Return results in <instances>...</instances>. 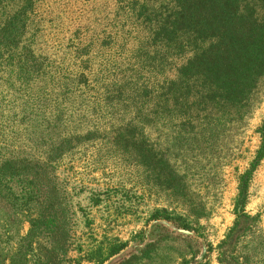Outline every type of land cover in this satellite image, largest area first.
I'll return each instance as SVG.
<instances>
[{
	"label": "rangeland",
	"instance_id": "1",
	"mask_svg": "<svg viewBox=\"0 0 264 264\" xmlns=\"http://www.w3.org/2000/svg\"><path fill=\"white\" fill-rule=\"evenodd\" d=\"M40 1L49 7L45 15L51 22H42L37 36L23 35L28 15H7L0 1V264H264V157L251 172L245 198L244 212L254 221L244 224L236 241L227 238L236 221L241 177L260 146L264 86L246 102L239 100L244 93L239 88L227 118L209 125L192 127L167 112L157 118L144 112L138 127L146 141L139 152L132 133L114 129L118 115L107 106L99 110L85 102L76 109L83 88L72 73L84 68L78 47L92 32L100 38L121 31L117 17L107 21L114 0ZM142 2L143 23L131 15L121 19L148 39L178 2ZM181 2L200 17L264 15V0ZM98 4L103 8L96 14H108L100 30L78 35L76 28L92 25L82 14ZM115 46L106 48L113 52ZM188 52L161 60L164 76L172 75L165 62L186 61L190 44ZM98 61L104 59L93 61L94 73ZM38 62L55 86L38 79ZM158 72L153 68L150 77L160 78ZM126 115L123 122L135 117ZM68 133L83 136L69 145ZM149 146L162 156L154 158Z\"/></svg>",
	"mask_w": 264,
	"mask_h": 264
},
{
	"label": "trees",
	"instance_id": "2",
	"mask_svg": "<svg viewBox=\"0 0 264 264\" xmlns=\"http://www.w3.org/2000/svg\"><path fill=\"white\" fill-rule=\"evenodd\" d=\"M116 1L114 0L113 8L109 9L111 19H107L108 14L104 11L102 14H96L97 10L103 8L100 4L97 8L92 7L82 14L83 20L91 22L92 25L89 27L86 25L83 29L76 28L78 35L80 31L83 36L88 35L91 31L89 28L93 27L95 32H98L102 18L112 23L117 17L115 24L121 25L119 26L121 31L113 35L103 31L106 34L100 38L99 34L92 32L85 43L80 42L78 50L81 51L80 58L84 68L72 73L71 79L78 80L80 87L83 88L78 94L77 103L80 106L76 109L81 111L80 108L85 102L93 104V107L99 110L107 106L110 114L118 115L116 117L118 123L114 129L123 127L132 133L131 142L137 143L139 152L146 141L142 127H138V124L143 123L144 112H151L152 118H157L156 115L160 112V114L167 112L192 127L209 125L224 119L225 115L227 118L229 102L239 88L244 92L239 100L244 99L246 102L261 85L264 86V15L257 16L252 13L225 15L215 12L200 17L186 10L181 0H177L176 11L168 14L147 39L144 33L138 34V30L134 31L133 27L125 28L126 19H121V16L131 15L133 22L143 23L146 15H142L141 8L144 10L147 8L142 0H120L121 3ZM17 3L16 8L11 11ZM41 3L40 0H4L2 10L9 11L7 15L10 16L20 13L28 15V19H24L26 29L24 28L23 35L30 31L31 36L34 34L37 36L42 31L41 23L43 22L45 26L46 22H51L45 15L50 12L49 7ZM204 4L202 1L199 14L202 13ZM235 19L240 20L242 24L229 25L228 20L233 22ZM35 42L40 41L37 39ZM153 43L159 44V47L153 46ZM110 44L116 45L113 52L106 48ZM189 44L191 56L180 64L174 61L165 62L169 64L168 69L172 75L164 76L161 60H168L172 54L189 53ZM96 48L102 51L101 54L90 55ZM98 56L104 59V62L98 61L97 71L94 73L92 63ZM45 59L43 56L40 61ZM38 63V79L50 77L51 73L45 71L44 62ZM153 68L158 76L159 69L162 71L160 78L150 77L149 73ZM99 72H104V76L99 77L97 75ZM48 80L52 83L51 87L56 85L53 78ZM203 83H209L210 86L203 87ZM86 96H94V99L89 100ZM177 103L181 110L176 107ZM217 111L221 113L217 114ZM130 113L136 118L132 117V120L123 122L126 118L124 116ZM260 131V146L250 167L241 177L235 204L236 221L227 235L228 241L231 242L236 241L242 234L246 227L244 224L254 221L255 218L244 212V206L251 172L264 157V121L261 123ZM82 136V133H68L64 140L69 145H74L71 142ZM124 141L127 142L126 139ZM121 149L127 152L123 147ZM146 151L154 158H160L163 154L152 146L147 147Z\"/></svg>",
	"mask_w": 264,
	"mask_h": 264
}]
</instances>
